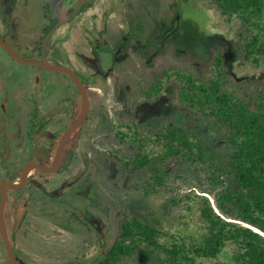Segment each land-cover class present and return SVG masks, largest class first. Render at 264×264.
<instances>
[{
	"label": "rangeland",
	"instance_id": "1",
	"mask_svg": "<svg viewBox=\"0 0 264 264\" xmlns=\"http://www.w3.org/2000/svg\"><path fill=\"white\" fill-rule=\"evenodd\" d=\"M93 1L96 24L90 20L84 26H91L92 36L87 41L98 74H92L96 72L94 68L88 70L90 115L77 146L79 162L70 172L44 178L43 192L35 193L26 222L15 238L17 252L26 264H98L119 236L127 217L146 218L154 212L167 230L179 228V219L186 214L184 207L169 205V213H164L167 196H144L138 190L143 179L125 169L124 161L135 149L117 140L120 127L136 125L144 131L174 121L194 128L222 162L228 160L230 150L212 121L180 105V82L175 78L168 82L164 78L166 71L181 68L199 74L212 61L214 52L221 49L234 83L254 86L264 81V65L255 67L243 60L236 36L239 24H227L209 0ZM44 2L0 0V36L18 54L31 57L35 53L30 47L40 40L41 30L54 24L55 32L46 48L50 62L75 69L86 83L83 73L69 63L88 56L84 42L74 30L72 33L71 23L57 27L61 21L57 22L54 15L46 22ZM70 34L75 35L71 44L63 50L55 48L51 54L55 41ZM75 43L77 48L70 51ZM161 79L164 91L147 100L144 91ZM69 96L78 98L68 76L47 72L37 65L19 64L0 47V161L9 153L17 158L22 154L35 100H42V114L57 115L48 124V130L53 132L59 130L60 121L68 120L65 116L70 104L64 100ZM83 155L92 157L86 174ZM21 162L22 159L20 165ZM169 169L179 175L176 183L172 179L174 186L203 183L204 173L199 167L173 160ZM34 173L31 172L33 176ZM67 178L71 180L66 182ZM85 181L87 184L82 186ZM63 184L66 185L62 187ZM20 197L27 200L28 193ZM68 210L76 223L68 221ZM158 258L153 250L142 247L134 259L120 264H156ZM0 260L5 261L2 250Z\"/></svg>",
	"mask_w": 264,
	"mask_h": 264
},
{
	"label": "trees",
	"instance_id": "2",
	"mask_svg": "<svg viewBox=\"0 0 264 264\" xmlns=\"http://www.w3.org/2000/svg\"><path fill=\"white\" fill-rule=\"evenodd\" d=\"M209 2L227 24H239L236 36L244 62L264 65V0ZM164 78L180 82L183 108L222 132L229 158L222 162L194 128L174 121L144 131L136 125L120 127L117 140L135 149L124 166L143 179L138 190L147 197L166 195L164 213L172 205L184 207L186 214L176 231L167 230L154 212L127 217L98 264L132 260L142 247L158 254L156 264H264V81L234 83L221 49L201 73L177 68ZM164 88L163 79L152 84L144 91L146 99L160 96ZM173 160L199 167L203 183L174 186L179 175L169 169Z\"/></svg>",
	"mask_w": 264,
	"mask_h": 264
},
{
	"label": "flooded vegetation",
	"instance_id": "3",
	"mask_svg": "<svg viewBox=\"0 0 264 264\" xmlns=\"http://www.w3.org/2000/svg\"><path fill=\"white\" fill-rule=\"evenodd\" d=\"M95 9H96V3L93 0H45L44 6H43L44 19L46 20V22H50L51 18L54 15L58 18L57 22L61 21L59 22L57 27L65 23H69V24L71 23L73 27L71 29L72 33L74 30L76 32L77 38H80V40L84 42L83 48L84 50L89 52L88 56L78 57L76 62L72 63L71 61H69V63L75 65L78 71L83 73V75L86 77L87 79L86 83H83V82L82 83L85 85L87 92H88L87 83H88V78H89L88 70H90V67L91 69L94 68L96 72H92V74L95 75V74H98L97 73L98 67L94 60L93 50L91 49L90 44L87 41V39L91 38L92 36V33L90 32L91 26L90 25L84 26V22H88L91 20L93 22L92 25L95 26L96 24L95 18H98L95 15V12H94ZM54 27L55 25L51 24L48 28H44L43 30H41L40 40L39 41L36 40L37 42L31 45L30 48L32 52L35 53V56H31V57L22 56V57L25 59H43L45 55L47 60L50 62L47 56V53H46V48L48 47L52 33L55 32V30H53ZM74 36H75L74 34H70L69 36L66 37V39L62 38V39L56 40L53 45L54 48L50 50L51 54L55 52V48H57L58 50H63L66 48V46H69ZM76 48H77V44L75 43L72 45V48L69 50L72 51V49H76ZM8 56H9V59H11L12 61H15L9 54ZM67 68H70V67H67ZM73 70L78 74V72L75 69ZM47 72H53V71H47ZM58 74H62V73H58ZM64 75L68 76L71 79L73 86H74V92L79 95V98H80L79 110L77 108L78 98L74 99L72 98V96H69L65 100L63 99L65 103L70 104V109L68 110V113H66L67 116H65L68 118V120L60 121V123L61 122L62 123L60 125L59 130L50 132L48 130V124L51 121V119H55L57 115H52V114H47V113L42 114L40 111L42 100L39 98L37 101L35 100V110L31 114L28 129L26 132V141L23 144V148H21L23 151L22 154L19 155V158H17L16 155L9 153L7 158L0 161V200H1V193H2L1 192L2 183L5 181H10L14 184L21 183L22 171L28 162L35 160L44 166H51L63 134L66 132V130L71 125H73L78 120L80 116V111H81V96L72 78L67 74H64ZM65 89H67V87H65ZM88 95H89V92H88ZM58 105L59 104L57 103L56 106ZM89 115H90V109H89L87 120L84 123V125L80 127L77 131H75L66 141L65 146H64V158H63V161H62V164L59 170L56 173H46L39 169H32L28 174V183L25 187L19 190H13L11 188H7L8 198H7V203H6L5 210H4V222H5V229H6L9 242L11 246L13 247L16 258H17L16 264H26V262L19 256L17 252L16 246H15V238H16V233L18 229L23 225L24 222H26V219L30 212V208H32L33 201H35V193L39 191L40 193L43 192L42 187L46 184V181L45 180L43 181L44 178L58 176L62 174L64 171L70 172L71 169L77 166V163L79 162V158L77 157V146L79 145L81 132L83 131L84 127L87 124V121L89 120ZM21 159L23 160V162H21V165H20L19 162ZM82 162L84 166L83 174H86L90 170V165L92 164V157L90 155H88V157L83 155ZM32 171L35 172L34 176L31 174ZM41 173H44V174H41ZM36 178L39 179L38 182ZM65 180L67 182L68 180H71V179L67 178ZM36 182L39 183L38 187L40 188L34 185V183ZM85 182L84 183L82 182L83 183L82 186H85L87 184V181ZM65 185L66 184H63L62 187H64ZM25 192L28 193V199H27L28 202L23 205V202L25 203L27 200L21 199L20 196L24 194ZM61 204L63 203L61 202ZM16 208H18V212H16ZM16 218L18 219L17 225H16ZM67 218L69 219L68 220L69 222H72V221L75 223L77 222V219H75L74 216L70 215L69 210L67 211ZM0 247L2 248L1 250L5 257V261L3 262V260H0V264H7L8 255H7L5 245L2 241L1 235H0ZM1 250H0V256H1Z\"/></svg>",
	"mask_w": 264,
	"mask_h": 264
},
{
	"label": "water",
	"instance_id": "4",
	"mask_svg": "<svg viewBox=\"0 0 264 264\" xmlns=\"http://www.w3.org/2000/svg\"><path fill=\"white\" fill-rule=\"evenodd\" d=\"M0 46L18 63L37 65L40 68L47 70V71H53V72L69 75L74 81L80 93V96H81L80 116L78 120L73 125H71L66 130V132L63 134L51 166H44L35 160L30 161L27 163V165L22 171L21 183L14 184L10 181H5L1 185L2 193H1V200H0V235H1L2 241L5 245L7 255H8L7 264H16L17 258L15 255L14 249L9 242L6 229H5V222H4V210H5V206H6L7 198H8L7 188H11L13 190H19L25 187L28 183V174L32 169H39L46 173H56L59 170L62 164L63 158H64V146H65L66 141L75 131H77L80 127H82L87 120L89 109H90V98H89L85 85L82 83V81L79 79L78 74L73 69L52 64L47 60L45 55L43 59H25L21 55L16 53L8 45V43L5 42L1 37H0Z\"/></svg>",
	"mask_w": 264,
	"mask_h": 264
}]
</instances>
